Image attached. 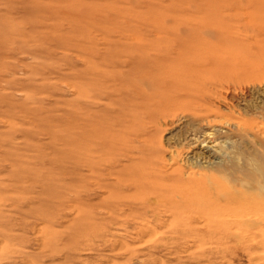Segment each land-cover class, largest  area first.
<instances>
[{
    "label": "rangeland",
    "instance_id": "obj_1",
    "mask_svg": "<svg viewBox=\"0 0 264 264\" xmlns=\"http://www.w3.org/2000/svg\"><path fill=\"white\" fill-rule=\"evenodd\" d=\"M76 1L50 2L43 24L19 20L13 50L0 57V264H264L262 226L225 233L123 228L126 216L112 218L98 208L108 199L107 189L92 186L81 195L80 171L66 158L73 143L63 139L76 132V73L83 52L121 49L134 35L165 37L164 28L170 40L195 29L213 42L210 51L231 80L230 90L223 91L227 103L216 105L232 117V126L217 127V144H198L183 159L193 163L194 156H208L201 161L206 166L235 154L239 167L256 177L247 192L256 214L249 217L264 216V168L257 167L264 165V66L254 68L264 62V48L259 51L249 35L238 40V0H80L84 7ZM89 12L98 16L91 19ZM154 16L161 29L151 26ZM206 18L223 29L222 38L218 26L203 24ZM42 31L49 41L40 50L30 36ZM246 118L256 120L261 131L242 138L234 125ZM184 120L164 126L167 158L187 133Z\"/></svg>",
    "mask_w": 264,
    "mask_h": 264
},
{
    "label": "bare ground",
    "instance_id": "obj_2",
    "mask_svg": "<svg viewBox=\"0 0 264 264\" xmlns=\"http://www.w3.org/2000/svg\"><path fill=\"white\" fill-rule=\"evenodd\" d=\"M53 1L0 0V57L6 50H13L19 20L43 24ZM129 1L134 5L135 0ZM89 15L91 19L98 16ZM150 21L151 26L161 29L156 16ZM206 23L218 26L208 18L203 20ZM163 30L165 37L147 40L134 35L121 49L83 52L76 73L80 97L76 132L63 137L68 145L73 143L66 158L74 163L76 174L80 171L81 195L92 186L107 189L108 199L98 208L106 209L112 218L126 216L121 224L117 222L126 229L225 233L262 226L264 231V216L250 218L256 210L247 192L253 190L255 174L239 167L235 154L227 153L229 158L221 164L208 162L206 166L201 161L208 156H194L193 163L183 159L192 147L217 142V127L232 126V117L216 105L227 103L223 91L230 90L226 82L231 80L223 75L222 59L210 51L213 42L199 38L195 29L175 40ZM223 33L219 27L221 38ZM242 35L252 36L259 51L264 48V0H238V40ZM30 39L40 50L49 41L43 31ZM262 61L254 68L264 66ZM182 119L187 120L189 128L167 158L161 142L164 126ZM65 126L68 129L70 124ZM234 126L242 138L261 131L254 119L246 118ZM249 164L253 165L252 159ZM257 167L263 170L264 165Z\"/></svg>",
    "mask_w": 264,
    "mask_h": 264
}]
</instances>
